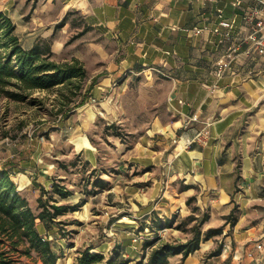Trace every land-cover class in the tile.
<instances>
[{
  "label": "crops",
  "instance_id": "1",
  "mask_svg": "<svg viewBox=\"0 0 264 264\" xmlns=\"http://www.w3.org/2000/svg\"><path fill=\"white\" fill-rule=\"evenodd\" d=\"M251 4V0H0V11L14 23L24 49L43 40L53 58L74 57L86 71L98 69L96 82H89L91 92L105 90L122 72L140 67L160 66L171 76L173 119L167 125L154 124L142 136L145 141L140 138L133 161L140 174L124 181L131 207L114 205L105 218L119 243L118 262L145 264L148 250L143 256L142 245L155 236L185 242L194 221L183 226L185 231L175 225L190 214L200 218L205 211L209 217L201 233L219 227L222 233L201 241L183 261L179 254L170 256L168 264H264V107L259 105L264 54L245 55L243 46L231 70L217 79L214 63L231 40L221 43L222 29L219 34L208 31L224 18L233 20L232 36L242 34L240 16ZM69 13L80 16V26L69 22ZM63 18L64 24L56 27ZM84 27L85 33L66 44ZM194 27L201 33L186 31ZM202 128L207 131L205 142L187 145ZM155 140H160L155 142L159 149L151 150L149 143ZM78 151L87 152L89 161V148ZM114 187L123 191L107 184L108 197L111 193L118 197ZM189 197H194L195 213L186 205ZM234 206L237 220L230 226L224 218ZM174 215L170 227L158 231L150 227L151 217L163 222ZM100 221L103 217L92 223ZM37 229L45 235L39 222ZM219 243V254L206 258ZM75 260L76 256L68 264ZM56 263L67 264L61 258Z\"/></svg>",
  "mask_w": 264,
  "mask_h": 264
},
{
  "label": "rangeland",
  "instance_id": "2",
  "mask_svg": "<svg viewBox=\"0 0 264 264\" xmlns=\"http://www.w3.org/2000/svg\"><path fill=\"white\" fill-rule=\"evenodd\" d=\"M66 18L73 25H81L80 16L74 13ZM80 49L81 46L76 51ZM92 67L86 71L83 81L82 92L86 90L83 104L77 107L69 104L64 116L57 114L61 99L55 91L32 92L24 101L0 95V169L9 170L11 181L27 199L32 212H37L36 199L41 190H50L54 181L72 191L67 200L58 204L82 202L74 212L59 217L62 223L57 226V233L53 227L48 235L54 248H60V258L67 264L77 256L75 250L85 248L91 252L99 250L105 258L111 257L112 249L119 243L105 218L113 213L114 205L131 207L132 200L124 192V181L140 174L133 166L140 138L154 124L167 125L173 119L169 105L172 80L162 67L122 72L105 90L91 92L89 82H96L98 72ZM80 100L76 98L75 103ZM259 105L264 107V100ZM156 141L160 140L149 143L153 145L151 150L159 149ZM83 147L92 153L89 161L87 152L78 151ZM94 178L120 186L123 191L118 193L119 188L114 187L118 197L113 193L108 197L107 188L91 186ZM121 196L126 199L120 201ZM188 207L192 209L193 202ZM102 217L103 221L97 225L92 223Z\"/></svg>",
  "mask_w": 264,
  "mask_h": 264
},
{
  "label": "trees",
  "instance_id": "3",
  "mask_svg": "<svg viewBox=\"0 0 264 264\" xmlns=\"http://www.w3.org/2000/svg\"><path fill=\"white\" fill-rule=\"evenodd\" d=\"M63 18L56 27L64 24ZM88 28L73 35L66 44L85 33ZM86 80V70L82 62L77 58H70L61 62L53 59L47 43L37 41L33 46L24 49L15 33V25L11 19L0 11V95L13 101H24L27 96L36 91H55L60 97V108L57 114L64 116L68 111V105L80 106L84 102L86 90L82 92L83 81ZM81 98L77 104L76 98ZM91 186L99 189L107 187L106 182L94 178ZM94 192V191H92ZM89 193V192H87ZM72 191L64 186L52 182L50 190H41L36 199L37 212H32L27 199L17 190L10 179L7 169H0V264H57L62 255L55 251L48 235L53 227L61 225L59 217L74 212L82 202L75 204H58L67 200ZM194 201V197L186 200V205ZM234 206L225 216V224L234 225L237 216ZM198 211L194 206L192 213ZM175 215L163 222L156 216L151 217V228L155 231L170 227ZM209 214L202 212L200 218L194 214L186 216L183 221L175 225L176 229L191 221L194 223L188 229L191 237L185 242L163 241L158 236L144 242L142 245L143 256L148 250L145 264H168V258L180 255L183 261L189 254L199 248L201 241H206L222 233V227L210 228L201 233L203 223ZM41 223L45 235L37 229V223ZM65 237V236H63ZM221 249L219 243L216 248L206 255L207 257L218 255ZM119 248L115 246L111 251V257L105 258L102 253L91 252L85 248L78 251L75 264H116L118 263ZM30 261V262H28ZM124 264L125 262H119Z\"/></svg>",
  "mask_w": 264,
  "mask_h": 264
},
{
  "label": "built area",
  "instance_id": "4",
  "mask_svg": "<svg viewBox=\"0 0 264 264\" xmlns=\"http://www.w3.org/2000/svg\"><path fill=\"white\" fill-rule=\"evenodd\" d=\"M252 4L249 5L241 13L242 34L236 36L231 35L233 27V20L219 18L213 27L208 31L213 34L221 33V43H231L226 45L224 52L215 61L212 73L215 78H222L226 73L231 70V62L238 56V51L243 48L245 55L254 53L264 54V0H251ZM236 2L235 4H237ZM234 4V5H235ZM193 34L198 35L201 33L200 28H191ZM262 100H264V92H262ZM207 131L205 128L199 130L191 140H188L187 145L193 142L204 143L206 140Z\"/></svg>",
  "mask_w": 264,
  "mask_h": 264
}]
</instances>
